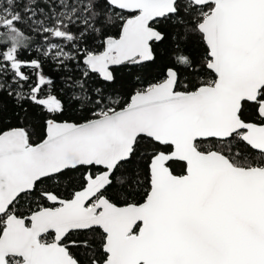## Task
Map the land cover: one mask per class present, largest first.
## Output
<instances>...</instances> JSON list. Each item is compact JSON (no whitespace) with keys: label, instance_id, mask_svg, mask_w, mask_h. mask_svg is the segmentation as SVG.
Wrapping results in <instances>:
<instances>
[{"label":"snow or ice","instance_id":"1","mask_svg":"<svg viewBox=\"0 0 264 264\" xmlns=\"http://www.w3.org/2000/svg\"><path fill=\"white\" fill-rule=\"evenodd\" d=\"M0 264H264V0H0Z\"/></svg>","mask_w":264,"mask_h":264},{"label":"trees","instance_id":"2","mask_svg":"<svg viewBox=\"0 0 264 264\" xmlns=\"http://www.w3.org/2000/svg\"><path fill=\"white\" fill-rule=\"evenodd\" d=\"M44 72H45L46 74L51 75L52 78L56 81L57 85H59V82H60V81H59V74H58V73L50 72V69H49L48 66H45V68H44Z\"/></svg>","mask_w":264,"mask_h":264}]
</instances>
